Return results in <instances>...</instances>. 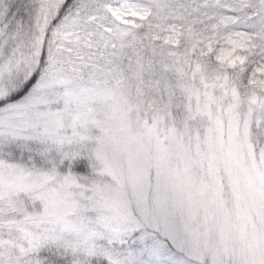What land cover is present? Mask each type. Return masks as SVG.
<instances>
[{
  "label": "snow or ice",
  "instance_id": "obj_1",
  "mask_svg": "<svg viewBox=\"0 0 264 264\" xmlns=\"http://www.w3.org/2000/svg\"><path fill=\"white\" fill-rule=\"evenodd\" d=\"M0 264H264V0H0Z\"/></svg>",
  "mask_w": 264,
  "mask_h": 264
}]
</instances>
